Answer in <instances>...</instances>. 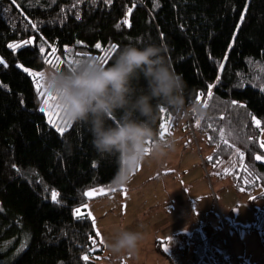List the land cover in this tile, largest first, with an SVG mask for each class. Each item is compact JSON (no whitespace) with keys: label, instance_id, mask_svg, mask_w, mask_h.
<instances>
[{"label":"trees","instance_id":"1","mask_svg":"<svg viewBox=\"0 0 264 264\" xmlns=\"http://www.w3.org/2000/svg\"><path fill=\"white\" fill-rule=\"evenodd\" d=\"M146 42L165 46L185 104L202 110L187 116L208 137L213 165H224L219 175L264 199V167L254 161L264 156V0H0V264H97L104 246L93 220L73 209L87 189L119 182L116 157L96 150L86 123L71 120L61 134L47 122L25 69L65 52L97 54L107 66L111 44ZM163 109L157 136L178 114ZM247 229L264 240V206ZM177 236L192 246L191 264H212L199 229Z\"/></svg>","mask_w":264,"mask_h":264},{"label":"rangeland","instance_id":"2","mask_svg":"<svg viewBox=\"0 0 264 264\" xmlns=\"http://www.w3.org/2000/svg\"><path fill=\"white\" fill-rule=\"evenodd\" d=\"M39 47L44 48L45 46L40 44ZM76 54L79 53L76 52ZM89 55L90 58L86 60L96 62L98 55H92V53H89ZM71 60H73L74 64L79 59L70 58L69 53L66 52L63 55H49L46 58L47 64L42 70L35 71L28 69L29 71H26L33 79L37 91L41 82L37 79L35 73L43 72L45 74V87H40L38 91L41 105L44 103V93L47 86L46 77L57 69L60 70L62 63L65 62L68 65ZM0 64H6V61L1 56ZM55 95L53 92V96ZM57 103L59 101L54 99L47 107H51L56 111ZM47 107L44 111L41 110L47 122L56 130L57 126L66 129L68 127V117L64 110L59 109V115L57 116L52 115L47 110ZM50 118L52 122H50ZM163 124L165 128L160 129L158 137H161L160 132L163 131L164 136L161 138L174 139V147L167 150L163 155L157 156L152 154L137 162L134 167L130 168V175L133 176H130L128 185L134 186L147 180L148 172L143 168L145 166L149 168L150 172L158 173L160 171V157L163 160L162 173L166 172L168 176H175L174 173V175L171 174L172 166L173 164L177 166L181 162L180 171L185 174V182L180 187L181 190L189 192L192 191L193 187H196V190H198L197 184L201 185L202 180L206 182V186H202L200 191L193 192L194 195H199L209 200L207 207L209 209L208 218L210 222L206 220V215H198L197 219H205L199 227L212 226L217 230L218 228H222V224L224 223L229 236L230 249L228 251L230 257L233 256L238 264H264L263 237L258 232L247 229L252 224L255 211L264 206V199L259 196L260 191H238L235 189L230 178L219 175L224 165H213V161L209 159L213 147L207 144L208 137L201 131L197 124L190 123L187 115L178 113L170 119H164ZM259 141L260 143L264 141V134L260 135ZM149 142V140L146 141L145 149L149 148ZM262 149L264 151V148ZM165 156H167V160L163 159ZM154 182L157 184L153 187L151 185L150 188H147V186L143 185L142 187L133 189V191L129 190L128 192L114 195L108 199H105L107 197L102 196L104 195L102 193L106 191L105 186L113 183L99 185L85 191V195L89 193L86 196L90 199L86 204L75 207L73 209V215L78 216L87 213L94 222L96 232L102 236L101 240H104V237L106 239L105 250L97 264H162V262L166 264L164 252L167 251V246L164 243H158L156 241L159 228L162 225L160 223L163 220L162 217L171 206H169V201L161 204L159 181ZM162 182L164 185L166 184L165 186H169L166 180ZM118 198L123 201L122 207L120 206ZM151 204H157L154 210L146 209ZM193 205L197 206L198 204L195 203ZM76 209H79V213L74 212ZM145 210L157 212L156 222L153 226L152 224L147 225L150 211L145 212ZM221 219L223 220L222 224L219 223ZM125 229L140 232V240L132 250L113 252L109 248V243L114 240L120 231ZM101 242L103 243V241ZM177 245L174 244L172 246ZM160 246L163 252L159 251ZM167 257L168 264H179L178 260L174 262V259L170 258L168 254Z\"/></svg>","mask_w":264,"mask_h":264},{"label":"clouds","instance_id":"3","mask_svg":"<svg viewBox=\"0 0 264 264\" xmlns=\"http://www.w3.org/2000/svg\"><path fill=\"white\" fill-rule=\"evenodd\" d=\"M165 53V46L155 42L128 43L110 65L81 61L73 69L46 77L67 117L88 125L99 153L116 157L119 182L126 181L130 168L144 158L148 139L153 140L150 147L157 156L174 147V139L158 137L154 131L162 107L184 115L203 114L199 106L185 104V82ZM140 238V232L125 229L109 248L132 250Z\"/></svg>","mask_w":264,"mask_h":264},{"label":"crops","instance_id":"4","mask_svg":"<svg viewBox=\"0 0 264 264\" xmlns=\"http://www.w3.org/2000/svg\"><path fill=\"white\" fill-rule=\"evenodd\" d=\"M151 144L152 142H149L148 144L149 148L145 149V156H144L145 158L153 154L151 147H150ZM163 159L167 160V156H165ZM162 163H163V160H162V157H160V163H159L160 171L158 173L150 172L147 166L143 167L144 170L148 172L147 180H144V182H141L140 184H136L134 186L133 185L130 186L128 185L129 179L133 176V175H130L131 177L129 176L127 180L124 182H116L113 184H109V186H105L106 191L102 193L104 194L102 196H106L107 198L105 199H108L110 197H113L114 195L128 192L129 190L133 191V189L142 187L143 185L147 186V188H150L151 185L153 187L157 184L154 181H159L160 191H161V196H160L161 204H165L166 202L169 201V206L171 207H169L166 210L167 212L162 217L163 220L160 222L162 225L159 228L156 242L166 244L167 251L164 252V256H165L164 260L166 261V264H168L167 254H168L169 248L174 244H183L184 242H186L180 239V237H178L177 235L181 233L190 234L193 230L199 229L200 228L199 226H201V224L203 223L205 219H200V220L197 219L198 215H206V220L210 222L208 218L209 209L207 207L209 205V200L204 199L203 197L199 195H194L196 191L198 192L201 190L202 186H206V182L204 180H202L201 185L197 184L198 190H196V187H193L194 189L192 188V191H189L192 193H189L188 191H183L181 190L180 187L184 185L185 174L180 171L181 162H179V165L177 166H175L174 164L172 166L171 174L174 173L175 174L174 177L168 176V173L166 172L162 173ZM165 180L167 181L169 186H165L166 184L164 185L162 181H165ZM204 188L207 190L206 187ZM89 199L90 198H88V200ZM118 200L120 201V206L122 207L123 201L120 200L119 198ZM173 201H175V203H173ZM195 203L198 205L194 206L193 204ZM155 206H157V204H151L146 209L154 210ZM151 210H147V211H150V216L148 217L149 220L147 219L148 220L147 225L152 224L153 226L156 222L157 212H152ZM147 211L145 210V212ZM101 237L102 236L99 234L100 240H101ZM101 241H103V246L105 247L106 245L105 237H104V240H101ZM159 251L163 252L161 250V246L159 247ZM162 264H165V262H162Z\"/></svg>","mask_w":264,"mask_h":264},{"label":"built area","instance_id":"5","mask_svg":"<svg viewBox=\"0 0 264 264\" xmlns=\"http://www.w3.org/2000/svg\"><path fill=\"white\" fill-rule=\"evenodd\" d=\"M219 223L222 224L223 220L221 219ZM200 234L209 245V255L212 264H238L233 256L230 257L228 251L230 249L229 236L224 223L222 224V228H218L217 230L212 226H203L200 228ZM190 254V244H178L168 250V256L173 258L174 262L178 260L179 264H191Z\"/></svg>","mask_w":264,"mask_h":264},{"label":"snow or ice","instance_id":"6","mask_svg":"<svg viewBox=\"0 0 264 264\" xmlns=\"http://www.w3.org/2000/svg\"><path fill=\"white\" fill-rule=\"evenodd\" d=\"M13 3H15V0H13ZM160 35H163V33H161ZM24 43H27V41H25ZM77 43H82L81 41H77ZM65 47H67V46H65ZM95 47L96 48H100L101 47V45H100V43L99 42H97L96 43V45H95ZM110 49L113 51V52H118V50H119V46L117 45V44H111L110 45ZM40 52H44V48L43 47H41L40 48ZM76 63L77 64H79L80 62L79 61H76ZM99 64H101V65H106L107 64V61H104V60H101V61H99ZM57 70H59V69H57ZM25 71H29L28 69H25ZM35 75H36V77H37V79L41 82V84L39 85V87H38V91H39V88L40 87H45V74L43 73V72H37V73H35ZM58 100V97H57V95H55V96H53V92L51 91V89L48 87V86H46V88H45V93H44V103L41 105V110L42 111H44L45 110V108L50 104V102L52 101V100ZM197 99H199V97H197ZM56 111H54L51 107H47V110L49 111V112H51V114L52 115H59V109H63L62 108V105L60 104V103H57L56 104ZM160 111H164V109L163 108H161L160 109ZM113 119V121L115 120V117H113L112 118ZM169 119H170V117H169ZM70 121H71V119L70 118H68V122L70 123ZM50 122H52L51 121V118H50ZM199 122V121H198ZM257 124H259V121H255ZM160 128L161 129H164L165 128V125L163 124V123H161L160 124ZM57 131L58 132H60L61 134H63L64 133V131H65V129L63 128V127H59V126H57ZM160 136L161 137H163L164 136V132L162 131V132H160ZM260 147H262V148H264V141H261V143H260ZM209 159H211V157H209ZM257 159L259 160V159H264V157H260V156H257ZM105 163H110V161H108V160H106L105 161ZM87 194H89V193H86V195ZM56 193L55 192H53V199L55 200L56 199ZM74 212H76V213H79V209H76V210H74Z\"/></svg>","mask_w":264,"mask_h":264},{"label":"water","instance_id":"7","mask_svg":"<svg viewBox=\"0 0 264 264\" xmlns=\"http://www.w3.org/2000/svg\"><path fill=\"white\" fill-rule=\"evenodd\" d=\"M257 156H260V155H255L254 156V161H255V163H257L258 165H261V166H263L264 167V159H257ZM260 157H264V156H260Z\"/></svg>","mask_w":264,"mask_h":264}]
</instances>
